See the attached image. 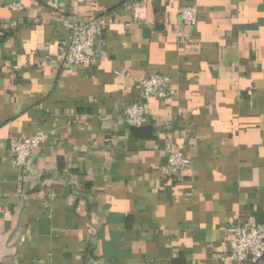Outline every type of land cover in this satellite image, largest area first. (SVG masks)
Segmentation results:
<instances>
[{
	"label": "crops",
	"instance_id": "1",
	"mask_svg": "<svg viewBox=\"0 0 264 264\" xmlns=\"http://www.w3.org/2000/svg\"><path fill=\"white\" fill-rule=\"evenodd\" d=\"M100 18L97 65L66 66ZM151 74L174 95L130 128ZM37 132L17 168L9 140ZM170 149L192 169L166 176ZM0 194V264H222L264 224V0H0Z\"/></svg>",
	"mask_w": 264,
	"mask_h": 264
},
{
	"label": "built area",
	"instance_id": "2",
	"mask_svg": "<svg viewBox=\"0 0 264 264\" xmlns=\"http://www.w3.org/2000/svg\"><path fill=\"white\" fill-rule=\"evenodd\" d=\"M13 10H21L20 5H11ZM180 21L186 30L195 27L199 20L197 7L187 5L180 9ZM106 27L104 18L72 26L70 44L66 50L64 64L68 67H88L97 65L104 43L102 36ZM174 95L172 80L163 74H151L140 82V96L137 102L126 106L122 119L130 128L139 129L148 123L147 101L150 99L168 100ZM251 95V93H249ZM44 132L9 140V151L13 164L24 168L34 151L44 142ZM192 162L183 154L172 149L168 151L166 176L173 177L192 169ZM4 213L0 194V215ZM230 251L221 259L222 264H255L264 257V224L243 225L233 228Z\"/></svg>",
	"mask_w": 264,
	"mask_h": 264
}]
</instances>
